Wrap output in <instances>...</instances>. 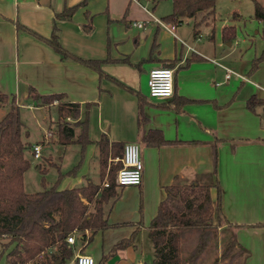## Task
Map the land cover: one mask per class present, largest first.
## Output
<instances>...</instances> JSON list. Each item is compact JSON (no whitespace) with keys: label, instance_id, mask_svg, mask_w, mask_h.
Listing matches in <instances>:
<instances>
[{"label":"crops","instance_id":"obj_1","mask_svg":"<svg viewBox=\"0 0 264 264\" xmlns=\"http://www.w3.org/2000/svg\"><path fill=\"white\" fill-rule=\"evenodd\" d=\"M82 1L0 0V91L15 97L21 109L35 111L46 107L30 100L31 88L40 95L64 94L65 100L79 103L80 119H88L91 143L83 159L81 155L78 173H66L60 189L88 180L99 183L94 175L100 176L97 142L102 137L141 147V185L121 188L119 197L104 206L110 227L90 242L79 235L68 264L79 253L98 264L135 230L139 234L134 245L116 251L106 264H152L148 228L166 196L164 187L177 176L191 181L211 173L214 144L223 212L232 224L244 226L236 237L249 252L245 264H264V104L254 110L247 105L252 96L264 101V22L254 14L233 16L236 32L229 46L239 40L238 30H245V36L243 49L231 58L209 51L200 32L178 35L184 22L164 23L167 14L156 16V3L150 7L142 0H87L70 18L56 19ZM134 22L144 26L137 28ZM55 26L60 44L74 58L62 59L41 39H49ZM82 60L100 61L99 70ZM165 65L174 71V96L151 98L149 72ZM226 69L234 72L229 78ZM149 130H160L172 143L153 145ZM78 242L82 247H76Z\"/></svg>","mask_w":264,"mask_h":264},{"label":"trees","instance_id":"obj_2","mask_svg":"<svg viewBox=\"0 0 264 264\" xmlns=\"http://www.w3.org/2000/svg\"><path fill=\"white\" fill-rule=\"evenodd\" d=\"M86 2L83 0L78 5L67 7L56 15V19L70 18L76 8ZM253 3L254 18L264 22V6L257 0H253ZM215 5L216 0H173L172 12L162 20L166 24L179 26L186 18L196 19L202 13L214 14ZM198 28L199 24L195 22V36L199 34ZM235 32L234 26H226L223 29V40L231 41ZM41 39L62 59L74 58L60 44L56 26L49 39ZM156 46L154 43L152 55ZM82 61L99 70L100 61ZM259 62L260 58L254 60L252 71ZM165 66L168 68L170 65ZM29 98L41 107L59 101V121L55 130L57 144L62 147L79 144L83 159L91 143L87 116L73 124L62 121L80 118L79 103L65 100L64 94L40 95L33 88L29 91ZM262 104L264 101L255 96L247 102L251 110ZM0 105L8 108L0 120V239L8 240L1 244L0 256L12 247L6 256L9 264H68L73 257V247L67 242L69 235H82L90 242L98 232L110 227L104 206L120 195L117 174L122 168L120 158L124 144L110 143L105 136L97 142L100 156L99 183L88 180L79 187L60 189L59 181L48 187L43 177V189L29 193L24 190V175L31 166L26 152L30 151L32 143L24 140L28 138V133L22 120V109L15 97L10 98L1 91ZM78 127L81 129L77 134ZM151 134L153 138L149 142L155 146L172 143L163 137L160 130H149L147 136ZM212 157L211 173L191 181L177 176L172 184L164 187L166 196L160 202L158 212L148 228L154 248L152 264H203V259L210 252L218 250L221 244V256L212 264H223L226 260L225 264H245L249 257V252L238 243L236 237V230L244 226L232 224L223 212L216 144L213 145ZM117 158L119 160L114 162ZM81 165L82 160L67 175L77 174ZM105 180L109 184L107 187L103 185ZM213 189L216 192L215 199L212 198ZM138 234L139 230H135L129 238L104 254L98 264H106L116 251L134 245Z\"/></svg>","mask_w":264,"mask_h":264},{"label":"rangeland","instance_id":"obj_3","mask_svg":"<svg viewBox=\"0 0 264 264\" xmlns=\"http://www.w3.org/2000/svg\"><path fill=\"white\" fill-rule=\"evenodd\" d=\"M142 1L147 3L150 7L153 3H156L154 13L158 17H162L171 13L173 9L172 0ZM257 1L264 6V0ZM254 12L255 9L253 0H216L214 14L206 15L202 13L197 16L195 20L194 18H186L182 28L177 32L180 36L185 34L194 37L193 27L194 23L196 22L199 24L198 29L202 37L201 41L203 42V45L209 49V51L210 49L214 50L217 56L220 54H232L231 58H233L234 56L236 57L239 54L240 49H243L244 47L242 40L245 36V30L242 32L241 30H238L237 36L239 40L237 43L233 41L232 45L229 46V42L223 41V29L226 26H231L234 23L233 16L235 14H240L248 18L249 16H252ZM58 104L59 101L55 100L51 105L45 106V109H38L36 111L22 109V120L25 125L24 127L30 132L29 139L24 138V140L33 143L31 144L32 147L36 142L42 143L41 158H34L32 148H30V151L26 152V158H28L31 162L30 168L24 175V190L26 192L31 193L42 190L43 177L45 178L48 187L52 186L57 181H59V186H61L62 182L64 181V177H66L64 174L71 171L75 166L78 165L80 161L81 146L79 144L74 143L65 147L56 145L57 136L55 130L59 121L56 110ZM7 111V107L0 105V120L6 115ZM79 120L81 119H62V121L70 124L76 123ZM80 129V127L76 128V133L79 132ZM48 133L51 135L47 136ZM44 141H47L46 143H48V145L45 144ZM94 176L97 178V182L101 181L99 175ZM75 235L77 236V234ZM7 241V238L0 239V251L2 250L1 244ZM148 243H150L149 238ZM82 244L83 242H78L76 247L80 248L82 247ZM11 249L12 247H9V249L2 256H0V264H9L6 261V256ZM221 252L222 244L218 250L210 252L209 255L203 259V264H212L217 258L221 256ZM226 262L227 260L222 263L225 264Z\"/></svg>","mask_w":264,"mask_h":264},{"label":"built area","instance_id":"obj_4","mask_svg":"<svg viewBox=\"0 0 264 264\" xmlns=\"http://www.w3.org/2000/svg\"><path fill=\"white\" fill-rule=\"evenodd\" d=\"M133 26L142 28L143 22H134ZM229 78L233 71L226 69ZM148 92L149 97L157 99H171L174 96V71L169 68H154L148 75ZM51 135V134H47ZM34 158H41L42 143L35 144L32 147ZM119 160V158L117 159ZM122 168L117 174V183L120 188L126 186H140L143 175V161L141 147L138 142H130L124 145L123 155L120 158ZM107 187L108 181L103 183ZM79 240V235L71 234L67 238L70 246H73ZM69 264H97V261L90 255L79 253Z\"/></svg>","mask_w":264,"mask_h":264}]
</instances>
